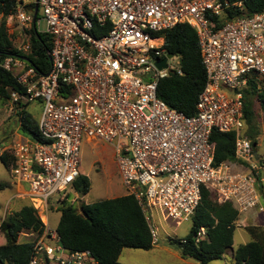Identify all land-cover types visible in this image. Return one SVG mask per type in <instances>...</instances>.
<instances>
[{
	"label": "built area",
	"instance_id": "built-area-1",
	"mask_svg": "<svg viewBox=\"0 0 264 264\" xmlns=\"http://www.w3.org/2000/svg\"><path fill=\"white\" fill-rule=\"evenodd\" d=\"M17 1L14 15L23 34L17 48L27 55L28 32L39 31L41 19L34 17L36 0ZM38 5L47 24L43 33L52 38L49 72L40 74L24 56L0 63L23 87L12 93L16 106L43 104L40 139L19 135L0 151L12 156L19 196L30 200L45 225L41 234L22 231L33 242L28 264H99L89 250L66 248L48 216L49 199L81 175L84 137L112 146L126 193L139 201L149 223L152 207L178 224L190 220L203 186L219 202L232 201L241 214L264 212V151L245 134L243 93L251 78L264 83V9L230 17L241 2L39 0ZM183 23L197 31L207 72L192 116L158 96L161 79L172 71L158 67L169 54L160 33ZM214 130L236 134V162L214 164ZM233 165L243 172L231 171ZM150 228L156 245L157 230ZM205 235L201 227L197 241Z\"/></svg>",
	"mask_w": 264,
	"mask_h": 264
},
{
	"label": "trees",
	"instance_id": "trees-1",
	"mask_svg": "<svg viewBox=\"0 0 264 264\" xmlns=\"http://www.w3.org/2000/svg\"><path fill=\"white\" fill-rule=\"evenodd\" d=\"M230 1L242 3L241 7L229 9L230 17L251 15L264 9V0ZM18 5L17 0H0V63L10 55L24 56L40 74H47L51 67L49 51L52 49V38L49 34L39 32L33 27L29 31L32 49L27 55L13 45L6 17L15 14ZM160 35L165 38L167 52L180 58L182 74L173 70L161 79L158 96L170 107L192 116L196 113L199 95L207 81L197 31L191 25L183 23L161 32ZM22 91L23 87L12 73L0 65V98L8 101L12 99L13 92ZM243 93L247 124L245 134L255 145L259 129L254 97L261 95L260 105L264 111V83L251 78ZM28 104L21 103L17 106L16 124L24 136L40 139L39 123L31 118L26 109ZM235 140L234 132L213 131L211 143L215 146V165L237 161ZM0 160L10 170L13 165L12 156L4 153L0 155ZM73 186L78 193L85 195L89 192L91 183L88 177L80 175ZM64 202L56 230L66 248L73 251L89 250L99 264H122L119 259L124 248H154L150 223L133 195L127 193L84 203L79 209L70 202ZM240 215L232 201L219 202L217 193L203 186L201 201L190 219L191 229L178 243L181 256L199 264H210L223 258L233 248L235 222ZM201 227L206 228V235L197 241ZM24 230L40 234L45 230V225L31 202L0 223V234L5 237V243L0 244V261L3 264H28L33 242L19 240L20 233ZM246 230L252 239L233 252L234 264H264V226L249 225Z\"/></svg>",
	"mask_w": 264,
	"mask_h": 264
},
{
	"label": "rangeland",
	"instance_id": "rangeland-1",
	"mask_svg": "<svg viewBox=\"0 0 264 264\" xmlns=\"http://www.w3.org/2000/svg\"><path fill=\"white\" fill-rule=\"evenodd\" d=\"M42 17L43 9L40 7L38 10V18L41 19L39 27L40 32H44L47 28V24ZM6 25L13 45L17 47L20 44L19 40L23 38V34H19V25L14 14L6 17ZM28 34L30 33L28 32ZM168 66L172 71L180 69V58L177 56L170 58L168 60ZM246 89L247 88L244 90ZM262 93L261 91L260 94ZM260 94L254 97V102L256 105V123L259 129V135L257 137L258 151L263 153L264 111L260 105ZM17 109L12 99L4 101L0 98V151L2 148L11 145L15 139L19 138V135L24 136L18 129V124H16L18 119ZM26 109L31 118L38 124L43 110L42 102H31ZM230 170L234 172H243L244 169L239 165H233ZM79 171L81 175L88 177L90 180V190L87 194H82V196H80V193H78L72 185L68 187L65 192L56 193L52 196L49 199L48 211L52 228H56L58 225L61 216V208L65 206L64 201L70 202V204L79 209L84 203L89 204L102 199L127 194V189L122 183V178L118 170L113 148L100 139L83 138ZM12 182L13 178L10 170L6 168L0 160V223L3 219L12 215L23 205L30 202L29 199H22L16 196L17 189L14 188ZM248 214L258 217L255 219H248ZM248 214L242 213L235 222L237 228L234 234L233 244L235 250L240 245L245 244V241L249 239L250 234L246 230L247 226H264V212L251 210ZM148 215H151L150 224L157 230L159 243L150 250L124 248L119 259L122 264H187L188 262H196L192 259H184L180 254L178 244L189 233L192 220H187L178 224L176 220L166 217V213L162 209L153 207L149 210ZM19 240L26 241L22 233H20ZM2 243H5V237L0 234V244ZM232 249H229L223 258L214 260L210 264H234V259L231 257Z\"/></svg>",
	"mask_w": 264,
	"mask_h": 264
},
{
	"label": "water",
	"instance_id": "water-1",
	"mask_svg": "<svg viewBox=\"0 0 264 264\" xmlns=\"http://www.w3.org/2000/svg\"><path fill=\"white\" fill-rule=\"evenodd\" d=\"M39 0H36L35 2V7H34V17L36 19V16L38 14V9H39V5H38ZM29 11H32L33 9L31 7L28 8ZM174 57V54L169 53L168 56L166 58H164L161 62L158 63V67L160 69L162 68H167L168 67V59ZM25 59H27L26 57H24ZM80 196H82V193H80Z\"/></svg>",
	"mask_w": 264,
	"mask_h": 264
},
{
	"label": "crops",
	"instance_id": "crops-1",
	"mask_svg": "<svg viewBox=\"0 0 264 264\" xmlns=\"http://www.w3.org/2000/svg\"><path fill=\"white\" fill-rule=\"evenodd\" d=\"M12 185L14 186V188H16L17 189V191H16V196L17 197H19V198H25V199H27L26 197H21V196H19V192L22 190L21 189V187L19 186V185H17V184H14L13 182H12ZM248 214V213H247ZM248 217V219H255V218H257L258 216H255V215H250V214H248L247 215ZM237 229V228H236ZM252 239V237L250 236L249 237V239H247L245 242L247 243V242H249L250 240ZM157 245V244H156ZM154 247H155V245H154ZM233 251H232V256L231 257H233V252L235 251V248L233 247V249H232ZM185 259V258H184ZM185 262H187V261H185ZM187 264H199L198 262H193V263H190V262H188Z\"/></svg>",
	"mask_w": 264,
	"mask_h": 264
}]
</instances>
